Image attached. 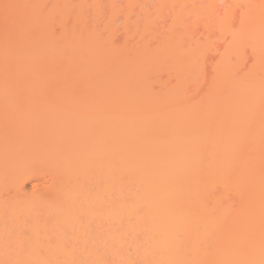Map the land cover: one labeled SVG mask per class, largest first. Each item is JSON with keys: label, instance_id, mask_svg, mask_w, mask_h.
Segmentation results:
<instances>
[{"label": "bare ground", "instance_id": "6f19581e", "mask_svg": "<svg viewBox=\"0 0 264 264\" xmlns=\"http://www.w3.org/2000/svg\"><path fill=\"white\" fill-rule=\"evenodd\" d=\"M217 1L0 0V264H264V0Z\"/></svg>", "mask_w": 264, "mask_h": 264}, {"label": "rangeland", "instance_id": "374dc122", "mask_svg": "<svg viewBox=\"0 0 264 264\" xmlns=\"http://www.w3.org/2000/svg\"><path fill=\"white\" fill-rule=\"evenodd\" d=\"M222 1H223V0H221V1H220L221 3L217 1V6H216V4H215V6L217 7V10H219V9H220V8H219V7H220V5L224 3V2L222 3ZM202 2H203V1H202ZM118 3H119V2H118ZM120 4L122 5V3H121V0H120V3H119V5H120ZM217 10H216V11H217ZM133 11H135V14H136L137 10H136V9H134ZM219 12H220V11H219ZM195 24H196V23H195ZM195 24H194V28H193V29H195V30H194L193 32H195V33H196V32H201V31H203V32H204V31H205V30H204V28H201L202 26H200V24H199V23H198V24H199V26H200V28H199V29H198V28H196V27H197V24H196V27H195ZM192 25H193V24H192ZM199 26H198V27H199ZM119 28H120V27H119ZM190 29H191V24H190ZM193 29H192V30H193ZM202 29H203V30H202ZM196 30H197V31H196ZM198 30H199V31H198ZM121 31H122V30H120V32H121ZM203 32L201 33V35H203ZM205 32H206V31H205ZM118 34H119V33H117V35H118ZM120 34H123V33L121 32ZM120 34H119V35H120ZM205 34H206V33H205ZM119 35H118V36H119ZM196 35H197V34H196ZM198 35L200 36V34H198ZM198 35H197V36H198ZM121 36H122V35H120L119 37H121ZM215 42H216V41H215ZM218 43H219V42H217V44H218ZM214 44H215V43H214ZM217 44H216V45H217ZM213 48H214V47H213ZM212 50H213V49H212ZM212 50L210 49V51H212ZM213 52H214V51H213ZM212 54H213V53H212ZM207 55H210V54H207ZM207 55H206V56H207ZM210 56H213V55H210ZM210 56H208V57H209V59L211 58ZM206 58H207V57H206ZM206 58H204V59H206ZM209 59H208V60H209ZM203 61H204V60H203ZM206 61H207V60H206ZM208 62H209V61H208ZM204 63H206V62L204 61ZM206 64H207V63H206ZM206 64H204V66H205V67H207V65H206ZM208 64H209V63H208ZM207 68L209 69V67H207ZM207 71H209V70H206V72H207ZM207 74H208V72L206 73V75H207Z\"/></svg>", "mask_w": 264, "mask_h": 264}]
</instances>
